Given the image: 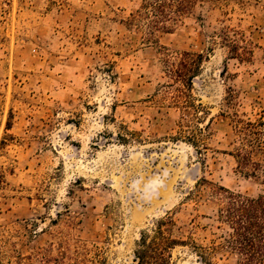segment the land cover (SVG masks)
I'll return each mask as SVG.
<instances>
[{
	"label": "rangeland",
	"instance_id": "1",
	"mask_svg": "<svg viewBox=\"0 0 264 264\" xmlns=\"http://www.w3.org/2000/svg\"><path fill=\"white\" fill-rule=\"evenodd\" d=\"M144 0H0V262L136 264L140 233L170 215L224 244L214 188L264 193L238 163V121L264 139V0L198 4L170 33L131 22ZM202 54L190 98L165 60ZM65 255H62V254ZM174 264H236L225 248Z\"/></svg>",
	"mask_w": 264,
	"mask_h": 264
},
{
	"label": "trees",
	"instance_id": "2",
	"mask_svg": "<svg viewBox=\"0 0 264 264\" xmlns=\"http://www.w3.org/2000/svg\"><path fill=\"white\" fill-rule=\"evenodd\" d=\"M211 0H144L131 22L145 29L149 37L158 32L170 33L185 17L192 14L198 4ZM204 60L202 54L183 52L176 62L165 60L167 74L179 84L178 98H190L193 80L198 76ZM238 163L249 176L264 172V139L261 122L238 121ZM264 185V178L263 183ZM213 195L220 204L217 221L228 229L224 244L208 249L198 246L191 236H184L177 228L174 218L167 215L157 220L149 230L142 231L136 242L134 258L136 264H174L173 251L191 247L206 259L210 252L225 248L236 257V264H264V193L248 197L225 188H214ZM62 255H65L64 253ZM77 257L84 262L102 264V250L93 245L79 244ZM1 264V262H0Z\"/></svg>",
	"mask_w": 264,
	"mask_h": 264
}]
</instances>
